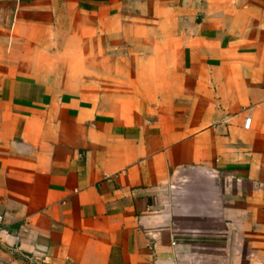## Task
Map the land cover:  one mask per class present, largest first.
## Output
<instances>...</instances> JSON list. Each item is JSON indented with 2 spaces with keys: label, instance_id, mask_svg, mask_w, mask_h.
<instances>
[{
  "label": "crops",
  "instance_id": "obj_1",
  "mask_svg": "<svg viewBox=\"0 0 264 264\" xmlns=\"http://www.w3.org/2000/svg\"><path fill=\"white\" fill-rule=\"evenodd\" d=\"M0 214V264H264V0H0Z\"/></svg>",
  "mask_w": 264,
  "mask_h": 264
},
{
  "label": "built area",
  "instance_id": "obj_2",
  "mask_svg": "<svg viewBox=\"0 0 264 264\" xmlns=\"http://www.w3.org/2000/svg\"><path fill=\"white\" fill-rule=\"evenodd\" d=\"M250 121H251V118L249 116H247L245 118V122H244V126L245 127H249V124H250ZM2 219H3V215L0 214V234H1V231H2ZM25 264H36L35 262H30V263H25Z\"/></svg>",
  "mask_w": 264,
  "mask_h": 264
}]
</instances>
